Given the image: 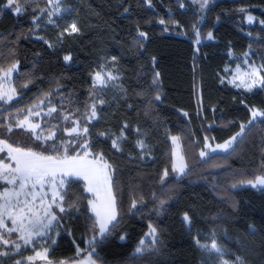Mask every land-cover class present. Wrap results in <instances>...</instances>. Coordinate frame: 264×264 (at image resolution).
Wrapping results in <instances>:
<instances>
[{"label":"trees","instance_id":"obj_1","mask_svg":"<svg viewBox=\"0 0 264 264\" xmlns=\"http://www.w3.org/2000/svg\"><path fill=\"white\" fill-rule=\"evenodd\" d=\"M17 3L20 13L0 0V72L14 62L19 65L12 82L19 97L0 110V138L51 151L67 123L58 120L55 138L47 141L17 127L6 129L28 108L49 99L57 118L60 111L68 113L88 129L81 140L112 166L117 204L116 227L87 245L97 234V223L82 181L70 180L64 211L55 208L49 259L69 263L91 255L96 264H203L196 240L212 233L232 261L241 257L245 264H264V188L245 184L264 175V117L248 123L253 108L264 112V86L247 91L221 82L229 51L253 50L264 57V26L245 21L249 12L264 23V0H207L202 12L189 0H65L79 31L65 34L57 48L32 36L47 0ZM102 56L117 61L122 92L90 122L100 93L92 75ZM262 67L264 75V60ZM241 125L245 131L229 151L200 155L206 143L232 137ZM136 126L152 146L151 158L136 146ZM121 130L125 138L117 150L103 133ZM175 135L185 160L183 173L172 166L170 138ZM150 226L155 244L136 254ZM2 237L17 235L2 231ZM31 253L26 248L22 255ZM18 257L6 255L0 264H16Z\"/></svg>","mask_w":264,"mask_h":264},{"label":"rangeland","instance_id":"obj_2","mask_svg":"<svg viewBox=\"0 0 264 264\" xmlns=\"http://www.w3.org/2000/svg\"><path fill=\"white\" fill-rule=\"evenodd\" d=\"M189 1L191 2V4L196 5L197 9L201 12L207 5V3H205V0H189ZM47 3L48 5L46 9L41 11L39 16L34 20L35 28L32 32V36L34 39L47 42L48 45L52 48H57V46L60 44V41L62 40L65 34L71 35V34L76 33V32H71L70 26L73 23L76 24L77 21L74 15L72 14L71 6L65 3V0H47ZM202 4L204 5L203 7H201ZM249 16L252 17L251 21L249 20ZM245 21L247 25H253L255 23H259L261 26H264L263 22H260L252 13H249V12L245 14ZM197 41L198 40H196V42ZM65 57H69V59L66 60ZM63 58L65 62H69L71 60L70 55L65 54ZM263 60H264V57H262L261 54L255 53L253 50H248L241 55H237L229 51V62L223 68V71L221 74V82L228 86L237 88V89L247 90L245 87L243 86L237 87V85L241 83V79H243L247 83H251L252 79H254L255 77L250 78L248 75H246V73H250L253 68L259 69L260 70L259 75H262ZM13 64L17 66L16 70L11 73V75L7 78V80H4L3 79L4 71L10 68ZM13 64L9 65L6 69L1 70L0 72V91H7V90L15 89L14 93H10L13 95V99L11 101L0 100V105H2V107H0V110L3 109V107L10 106V103L19 97V94L17 93L16 88L12 84L13 75L16 73L19 65L16 62H14ZM98 72L101 73V75L104 77L106 81L104 84H100L95 81V76H96V73ZM109 76L113 77V79H109ZM92 83L94 84L96 88L100 89V93L97 95L95 102L93 104L95 105V113H96L95 117L92 116L93 109H91V112L87 117V120L90 122L95 121L99 118L100 107H103L107 105L108 103H110V101H112L117 94L122 92L121 73H120V69L118 67L117 61L111 57H106V56L100 57L95 67V71L92 75ZM261 86L262 85L257 83L253 85L251 90L260 88ZM247 91H250V90H247ZM50 102L52 101H50L49 99H44V100L39 101L37 104H35V106L27 109V115L25 117H27V119L32 124L39 125V127L35 131V134L31 130H28L27 128H20V127H17V128L23 129L24 131L31 133V135L34 138H36V134H40L42 137V139L40 140L47 141V140H51V139H46V138L52 133H55V136H56V133L58 131L57 125H58V120H59L60 125L61 123H67L66 124L67 126L62 132V138L60 139V141L52 148L51 151L44 153L45 155L62 156L64 155L65 148H67L69 155H76V154L83 155L84 152L87 151L89 153V157H88L89 159H91L94 156H97L91 153V151L89 150L87 141L81 140V137H84V135L86 134V133H83L82 131L84 128L81 127L80 124H78L76 121L71 119V116L68 113H63L62 111H60L59 117L57 118L55 116L56 107ZM53 108L55 109V111H51V109ZM29 110L33 112L31 116H29ZM253 110L260 111L257 108H253ZM35 113H39V115H36ZM25 117L18 120L15 125L10 124V123L6 124V129L8 126H11L13 130L14 128H16L17 123L19 121L24 120ZM64 117H68V119H65ZM56 120H57V123H56ZM68 123H72V124L68 126ZM73 127L78 128V134L74 133L72 135H69V130ZM240 130L237 133H239ZM134 132L136 135V141H135L136 146L140 150L142 156L146 159L151 158L152 152H153L152 146L147 143L145 133L143 132V130H140L137 126L134 127ZM18 134L19 136L21 135L23 137V138L20 137L21 139H18V142H22V139H25L24 134H22L21 132H19ZM236 134L233 136H236ZM103 135L110 137L112 142L113 140H116L119 145V150H122L121 144H122L123 139L125 138V134L123 130H121L119 133H112L111 131H107V132H104ZM173 137L178 138V145H179L178 147L177 145L173 144V140H172ZM232 137L222 142H215L213 144L206 143L203 152L206 155L210 153L229 151L236 143V140L238 139V137L235 141L232 142L231 147H229L227 150L218 148L217 145L224 144L225 141L230 140ZM0 140H3V139L0 138ZM170 140H171V146L173 150V153H172L173 165L174 164L179 165L180 161L178 159V156L183 157V164L185 165V160H184L183 151H182L181 142L179 140V137L176 135L171 136ZM7 143L10 144L9 142ZM82 145H86L87 147H81ZM12 146L17 147V145L16 146L12 145ZM0 147H3V146L0 145ZM24 149L27 150V148H24ZM57 149L58 151H56ZM34 151H37V150H34ZM0 161H2L5 164H11L13 167L15 166L14 161H12L8 155L7 148H4V151H0ZM185 169L186 167L184 168V170ZM110 171L112 174V169H110ZM176 171L178 173H181L178 170ZM261 176H264V175H261ZM72 179L82 181L83 186H84V191L89 196L88 203H87L89 207V211L95 217V214L91 210V205L89 204V200L95 199V197L92 193H89L85 190L86 181L83 178L64 177V180H65L64 187L58 189L61 195L64 194V191H65V188L68 182ZM245 184L250 185L248 182H246ZM18 187H19V182H17L16 185H13V184H9L7 180L0 178V193H3L5 189L14 191L18 189ZM256 188H264V185H257ZM26 191H32L31 185L28 186V189ZM35 191L38 193V195L34 201L32 200L31 196L21 195L19 197L21 204H23L25 200L31 201V206L33 208V211L41 217H44V208L47 207L49 204H51V212L56 215L55 208L60 210L57 204L62 206L63 200L61 201L59 197H57V202L56 203L52 202V186L50 184H45L43 191H40L39 186H37V189ZM41 197L44 198L43 204H41ZM15 200H16V197H13V203H15ZM3 203H4V200L0 199V205H3ZM2 211L3 209H0V212ZM10 211L14 212L15 209H10ZM95 220H96V217H95ZM45 222H47V218H45ZM56 222H57V219L52 222L49 228L43 230L44 235L33 236L32 243L25 244L24 241L20 239L22 235L21 231L19 230L14 231V232L8 231L9 228H14V227L18 228V225H13L9 216L7 214H4V223L6 227H0V242L7 240L6 238H3V237L1 238L2 231L6 233L7 237L11 236V234H16L17 237L15 239L8 240L9 243L7 244H4V243L2 244V249L0 250V253H6V254L0 255V261L2 257H5L6 255H19V257L15 260V263L17 261L19 262L24 261L26 263H32V264H34V262H37L38 264H47L46 263L47 261L45 260L35 259V260L30 261L28 257H34L36 252H43L45 247L48 248L47 246V242L49 241L48 236L52 228L55 226ZM24 223H25V226L27 227L28 220L25 219ZM110 226L111 225H109V228ZM97 228H98V231H97L96 236L87 239L86 241L87 245L92 244L96 240L102 239L107 234L105 233L103 236H101L99 232L98 224H97ZM152 229L153 228L150 226L147 233L141 240L144 243L141 244L140 243L141 241H140L139 245L137 246V248L138 247L141 248V252L145 250L146 248H148L150 245L155 244L156 233L152 232ZM214 242L216 243L217 247L220 249L219 252H217L216 249L212 248V244ZM15 244L20 245L19 251H17V249L15 248ZM196 244L202 251V255H203L202 263L203 264H234V263H237V257H234V260L232 261L229 258V254L227 250L225 249V247L220 245L215 240V237L212 233L202 234V240L201 239L196 240ZM26 248L31 249L32 253L29 255H25V254L22 255ZM7 249L9 250L6 251ZM135 253L139 254L137 253L136 250H135ZM87 260L88 259L79 260V261L69 262L65 264H82V262L87 261Z\"/></svg>","mask_w":264,"mask_h":264},{"label":"snow or ice","instance_id":"obj_3","mask_svg":"<svg viewBox=\"0 0 264 264\" xmlns=\"http://www.w3.org/2000/svg\"><path fill=\"white\" fill-rule=\"evenodd\" d=\"M207 3V0H205ZM204 5L202 4L201 7ZM6 7L10 9H14L16 13L21 12V8L19 7L17 0H7ZM249 20H252V17L249 16ZM51 22V21H50ZM71 32H77L79 29L76 24L73 23L71 26ZM143 36L144 33H141ZM209 38H211V33H209ZM65 59H69V57H65ZM16 65L13 64L10 68L4 71V80L11 75L13 71L16 70ZM259 69L253 68L250 73H246L252 79L251 83L245 82L241 79V83L237 85V87H245L247 90H251L253 85L260 84L264 86V75H259ZM158 75V74H157ZM239 78V77H237ZM109 79H113V77L109 76ZM95 81L104 84L106 81L101 73H96ZM15 89L0 91V100L11 101L13 99V95L10 93H14ZM159 99V97H157ZM92 116L95 117V105L92 106ZM51 111H55V109H51ZM33 112L29 110V116H31ZM39 115V113H35ZM50 114V113H49ZM252 119L248 122L249 124L252 121L256 120L257 117H264V112L253 110L251 112ZM68 119V117H64ZM16 127L27 128L31 130L34 134L36 129L39 127L38 124H32L27 117L24 120L19 121ZM7 131L11 132L12 127L8 126ZM83 133H87L88 129L84 128ZM245 131V125H241V130L236 136H233L230 140L225 141L224 144L217 145L218 148L227 150L231 147L232 142L237 139V137L242 136ZM74 133L78 134V128L73 127L69 130V135ZM55 137V133L49 135L46 139H53ZM36 139H42L40 134H36ZM173 144L178 145V138L173 137ZM0 151H4V148H7L8 155L12 161H14L15 166L13 167L11 164H5L0 161V178L7 180L9 184L16 185L19 182L18 189L12 191L9 189H5L3 193H0V199L4 200L3 205H0V209H3L0 212V227H6L4 223V214H7L11 219L13 225H18V228H9V232L21 231L22 235L20 239L24 241L25 244L32 243L33 236H42L44 235V229L50 227L53 221L57 219L56 215L51 212V204L44 208V217L37 215L31 206V201L25 200L23 204H21L19 197L21 195L31 196L34 201L38 195L35 191L37 186H39L40 191H43L45 184H50L52 186V202H57V197L62 201L64 196L61 195L59 188L64 187V177H81L86 181L85 190L89 193H92L95 199L89 200V204L91 205V210L95 214L96 223L99 225V232L101 236L105 233L110 232L109 225L114 229L116 224L119 222L118 212H117V204L116 197L113 193V180L111 174V165L107 163L102 154L92 157L89 159V153L87 151L84 152L83 155H69L67 148L64 150V155H45L41 151H34L31 148L25 150L19 146L13 147L11 144H8L4 140H0ZM81 147H87L86 145H82ZM112 147L119 150V145L116 140H113ZM58 151V149L56 150ZM200 155L203 157L205 153L202 151ZM180 161L179 165L174 164V170H178L181 173L184 172V168L186 165L183 164V157L178 156ZM167 175V172H165ZM59 178V179H58ZM248 183L252 187H256L257 185H264V176L256 177L255 181H248ZM31 185L32 191H26L28 186ZM46 195V193H45ZM13 197H16L15 203H13ZM43 197H41V204H43ZM60 208V211L63 212L64 208L57 204ZM132 207L135 208L136 204L133 202ZM10 209H15V211H10ZM45 218H47V222H45ZM25 219L28 220V226H25ZM189 217L187 214L184 216L185 221H189ZM152 232H155V229H152ZM123 239V237H121ZM4 244L9 243L8 240L3 241ZM91 243V241H90ZM141 244L144 242L141 241ZM15 248L17 251L20 249L19 244H15ZM212 248L216 249L217 252L220 249L217 247L216 243L212 244ZM137 253L141 252V248L136 249ZM6 253H0V255H5ZM30 261L35 259H41L47 261V264H54V262L48 257V248L45 247L43 252H36L34 257H28ZM16 264H20L19 261ZM57 264H65L64 261H59ZM82 264H95V261L91 259V255L87 261L82 262ZM237 264H245V261L241 257H237Z\"/></svg>","mask_w":264,"mask_h":264}]
</instances>
